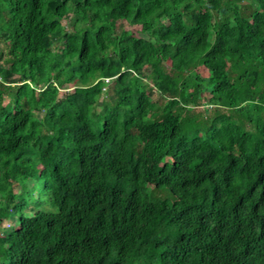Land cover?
Here are the masks:
<instances>
[{
    "label": "trees",
    "instance_id": "trees-1",
    "mask_svg": "<svg viewBox=\"0 0 264 264\" xmlns=\"http://www.w3.org/2000/svg\"><path fill=\"white\" fill-rule=\"evenodd\" d=\"M0 41V264H264V0H0Z\"/></svg>",
    "mask_w": 264,
    "mask_h": 264
},
{
    "label": "rangeland",
    "instance_id": "rangeland-1",
    "mask_svg": "<svg viewBox=\"0 0 264 264\" xmlns=\"http://www.w3.org/2000/svg\"><path fill=\"white\" fill-rule=\"evenodd\" d=\"M220 2V0H218ZM72 16V15H71ZM66 21H63V23H65ZM125 29H128L129 31H133V32H137L139 31V27L137 25H130V24H125ZM7 43L0 41V63L9 66L8 63H6L7 61ZM145 72H149V70L147 68H144ZM107 88V86H106ZM152 99L155 102H161L163 99L161 96L158 95V93L156 91L153 92V95L151 96ZM106 100L112 101L110 95L105 97ZM209 110L207 112L203 111V106L199 105V106H194L192 104L187 105V107L184 109L183 114L186 113H194V112H201L202 114H206L209 117H212L214 115V113L218 110H220V108H216L213 105L209 106L208 108ZM13 219H9L7 221H4L3 223L0 224V233L4 234L7 232V230L11 227V225L13 224Z\"/></svg>",
    "mask_w": 264,
    "mask_h": 264
},
{
    "label": "clouds",
    "instance_id": "clouds-1",
    "mask_svg": "<svg viewBox=\"0 0 264 264\" xmlns=\"http://www.w3.org/2000/svg\"><path fill=\"white\" fill-rule=\"evenodd\" d=\"M108 80H109L108 78L105 79V81H108Z\"/></svg>",
    "mask_w": 264,
    "mask_h": 264
}]
</instances>
